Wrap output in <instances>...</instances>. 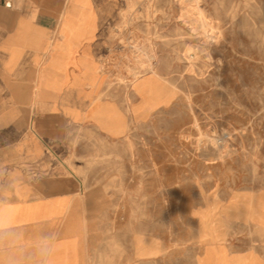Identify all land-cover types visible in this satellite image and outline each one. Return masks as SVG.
<instances>
[{
    "label": "rangeland",
    "instance_id": "rangeland-1",
    "mask_svg": "<svg viewBox=\"0 0 264 264\" xmlns=\"http://www.w3.org/2000/svg\"><path fill=\"white\" fill-rule=\"evenodd\" d=\"M116 5L97 130L38 155L97 188V236L116 258L132 239L150 264H216L222 247L217 264H259L237 254H264V0Z\"/></svg>",
    "mask_w": 264,
    "mask_h": 264
},
{
    "label": "crops",
    "instance_id": "crops-1",
    "mask_svg": "<svg viewBox=\"0 0 264 264\" xmlns=\"http://www.w3.org/2000/svg\"><path fill=\"white\" fill-rule=\"evenodd\" d=\"M119 1L0 0V264L31 261L38 237H51L48 264H150L135 257L132 239L121 259L103 248L97 188L38 155L68 149L74 128L97 130V68L109 50L102 25ZM216 253V264L229 257L227 247ZM237 255L264 264V254Z\"/></svg>",
    "mask_w": 264,
    "mask_h": 264
},
{
    "label": "clouds",
    "instance_id": "clouds-1",
    "mask_svg": "<svg viewBox=\"0 0 264 264\" xmlns=\"http://www.w3.org/2000/svg\"><path fill=\"white\" fill-rule=\"evenodd\" d=\"M51 237H38L34 242L35 251L31 261H20L19 264H48L47 256L50 250Z\"/></svg>",
    "mask_w": 264,
    "mask_h": 264
}]
</instances>
